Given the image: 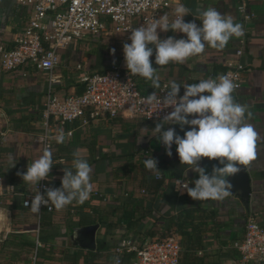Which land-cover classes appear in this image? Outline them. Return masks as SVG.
Here are the masks:
<instances>
[{
    "label": "crops",
    "instance_id": "crops-1",
    "mask_svg": "<svg viewBox=\"0 0 264 264\" xmlns=\"http://www.w3.org/2000/svg\"><path fill=\"white\" fill-rule=\"evenodd\" d=\"M181 3L191 10V15L184 17L185 22L195 20L201 25L202 22L194 17L198 16V9L214 7L222 14H232L235 22L241 23L234 0H172L170 8L166 11L170 19L174 18V8ZM246 3L254 18L247 24L243 36L232 37L222 49L206 46L203 53L187 59L182 64L173 62L158 66L155 64L154 51L150 60L153 67L158 69L161 84L159 89H154L151 81L136 76L141 93H158L164 85H170L174 81L181 86V94L185 91V84L198 83L200 79L206 78L216 79L221 75L220 69L223 66L229 67L236 62L244 66L242 87L233 93V96L236 102L248 106L251 116H246V122L251 123L258 133L257 159L246 166L250 177L248 210H244L239 200L229 195L223 200L195 201L191 198L201 208L212 209L217 213L216 222L220 236L215 238L212 236L213 232L208 231V253L225 252L227 246L223 243H233L241 239L244 234V221L249 214L254 215L259 224L264 226V0H246ZM31 15L29 6H21L15 0H0V45L11 48ZM158 32L161 39L171 36L177 39L187 38L185 34L172 30ZM242 38L243 53L238 58L235 54L236 42L239 45ZM88 40L91 41L89 37ZM89 41V45L97 47L89 53H86L88 48L83 40L74 41L60 53L61 65L58 75L61 83L55 87L58 94H73V85L81 83L82 72L75 70L76 65L80 64L86 72L94 73L105 70L109 64L115 62L106 60L98 48L99 45L90 44ZM22 73L27 75L24 77ZM46 86L45 76L33 67L25 65L15 71L0 70V177L3 180L0 188V264H32L33 258L35 261L38 258L39 264H108L113 255H117L113 252L114 248L123 241L130 242L129 239L119 237V230L107 232V249L95 260H90L84 253L87 250L74 248L68 241V235L74 227L98 224L94 221L100 218L106 219L108 223L115 221L114 218H109V209L116 208L113 203L118 199L117 184L111 179L102 155L107 153L110 157L146 149L158 162L165 160L173 166H180V160L166 154L165 146L158 141V134L152 131L154 127H145L144 123L138 122L137 119L119 117L118 121L123 122L117 125L107 118L90 120L86 116L78 119L71 126L73 136L52 141L53 166L71 167L73 153L79 149L81 157L87 160L92 169L91 192L98 191L110 198H116L109 202L102 201L99 205L88 202L92 207L88 205L80 211L74 209L71 204L62 210L54 208L53 212L44 213L38 218L30 209L22 206L24 198L33 194L36 185L24 183L17 172L26 171L29 163L40 157L41 145L38 143V137L41 133V109ZM53 130L52 134L55 133ZM172 151L178 154L177 146L172 147ZM183 177L181 181L190 187L195 186L192 182L199 178L198 173L191 169H187ZM51 181L61 182V179L54 178ZM179 183L180 181H176L172 189L167 187L165 191L148 193L147 198L140 193L138 174L133 180L126 181L123 187L131 195L128 202L135 211H140L148 205L150 198L153 204L158 205V215L168 219L182 208L181 196L187 193L186 190L178 191ZM119 198L120 201L126 199L122 195ZM67 213L69 216H66ZM51 218L63 221L64 224L42 226L43 232L40 233V222ZM143 223L148 224L146 221ZM165 226L163 222L156 224L152 229L159 233L163 232ZM104 230V226L99 224L96 244L99 234ZM39 237L43 238L39 240ZM31 241L35 243L32 249L25 246ZM52 249L56 251L53 252ZM116 260L117 257L114 264ZM220 264L239 263L228 258Z\"/></svg>",
    "mask_w": 264,
    "mask_h": 264
},
{
    "label": "built area",
    "instance_id": "built-area-1",
    "mask_svg": "<svg viewBox=\"0 0 264 264\" xmlns=\"http://www.w3.org/2000/svg\"><path fill=\"white\" fill-rule=\"evenodd\" d=\"M21 6H29L32 15L28 23L21 29L13 46L7 48L0 45V70L15 71L25 65L33 67L46 78V90L41 109V133L38 143L41 145L40 156L45 148L51 151L52 141L63 137H71L72 123L85 118L97 120L119 117L135 118L146 122H157L171 112V107L149 108L143 101L146 95L137 87L134 77L126 68L124 53L119 61L107 66L103 73L86 72L82 65L75 70L82 72L80 82L85 90L81 95L63 96L55 87L61 83L58 68L61 65L60 53L77 40H84L93 35L117 36L123 43H131V29L150 23L153 18L159 19L170 8L172 0H15ZM244 29L254 18L248 10L246 0H234ZM244 39L239 41L236 56L243 53ZM244 66L234 63L224 75L233 74L234 82L242 87ZM22 73V76H26ZM168 91L165 85L157 93L163 98ZM235 91V92H236ZM234 92V93H235ZM184 93L179 94L182 97ZM207 95V93H205ZM193 118V117H190ZM55 127L53 130L52 128ZM55 131V133L52 134ZM149 150H142L134 157V162H143L152 158ZM154 158V157H153ZM155 159V158H154ZM158 169L160 164H157ZM156 179L161 178L159 171L148 170ZM186 183V182H185ZM3 180L0 177V188ZM46 188H52L50 179L36 184L33 194L26 196L22 202L29 204L38 190L45 194ZM179 192L186 190L177 185ZM142 194L144 192L142 191ZM127 198V191L122 193ZM98 197L104 202L115 200L98 191L91 192L90 198ZM89 198V199H90ZM54 207H41L35 214L38 218L44 213H51ZM233 249L239 254V264H264V226L260 225L254 215H247L244 221V234L241 241H235ZM117 255L123 252L132 253L129 264H179L181 245L176 235L163 239H151L142 246L135 247L129 241L121 242L113 250ZM121 264V260L119 259ZM35 264V258L32 259Z\"/></svg>",
    "mask_w": 264,
    "mask_h": 264
},
{
    "label": "clouds",
    "instance_id": "clouds-1",
    "mask_svg": "<svg viewBox=\"0 0 264 264\" xmlns=\"http://www.w3.org/2000/svg\"><path fill=\"white\" fill-rule=\"evenodd\" d=\"M170 19L167 13L159 19H154L137 28L131 29L129 40L123 44L126 68L132 75L140 76L151 81L154 89H159L160 76L158 69L153 67L150 58L155 51V64L166 66L169 63H184L191 57L203 53L206 46L223 48L232 37L244 35V25L235 22L230 13L222 14L214 7L198 9L202 22L198 25L195 20L185 22L184 17L191 15V10L182 3L173 10ZM158 30L183 33L186 39L174 36L161 39ZM113 54L115 50L113 49ZM169 90L163 98L154 92L143 101L149 108L171 107L173 110L157 120L153 133L158 134V141L165 146L166 154L172 156V146H177L181 165L189 166L198 173L194 187L180 180V187L195 201L223 200L231 192L233 185L230 177L240 173L242 166H248L257 159L258 133L254 126L246 122L250 117L246 104L236 102L233 93L238 88L230 72L216 79H200L198 83L185 84L184 95L179 96L181 86L176 82L165 85ZM207 93V95H205ZM189 117H193L189 119ZM178 124L184 131V126L190 130L184 136L178 135L174 128L166 125ZM202 158L218 161L211 173L201 167ZM158 161L149 158L144 161L148 170L160 171ZM15 167V164H13ZM53 167L52 152L45 148L43 154L29 163L26 171L17 175L29 185L40 184L46 180ZM61 179L62 187L46 188L45 194L36 192L30 204L24 201V206L38 214L41 207H54L62 210L77 202L83 204L91 195V166L81 157L80 150L73 153L71 168H64ZM116 264H120L117 258Z\"/></svg>",
    "mask_w": 264,
    "mask_h": 264
},
{
    "label": "trees",
    "instance_id": "trees-1",
    "mask_svg": "<svg viewBox=\"0 0 264 264\" xmlns=\"http://www.w3.org/2000/svg\"><path fill=\"white\" fill-rule=\"evenodd\" d=\"M92 37L93 39L91 41H94V43L92 44L97 43L99 45L98 48L100 49L101 53L105 55L106 60H108L109 62H116L121 59L123 55L124 44L121 40H119L115 36H105L103 34L93 35ZM236 47H238V42H236ZM113 49L115 50L114 54L112 51ZM228 68L229 67L226 66L221 67V75L224 74L228 70ZM104 71V69H101L98 73H103ZM133 77L135 82L137 83L136 76L133 75ZM73 89V95H81L85 90V86L83 83H75L73 85ZM110 120H112V122L116 125L123 122H119L117 118ZM137 120L138 122L144 123V126L148 128H155V125L157 123L146 122L143 120L139 121V119ZM169 127L174 128L176 133L181 137L184 136L185 131L190 130V127L186 125L184 126V131H182L181 126L178 124L166 125L165 130H167ZM175 146L176 145L173 144L172 147ZM140 152L141 151L130 152L126 154H115L110 157H108L107 153L102 155V159L105 160V166L109 171L108 173L111 179L117 184L116 195L118 196V199L116 198V201H114L113 203L116 208L109 209V215H111L109 218H114L115 221L108 223L106 219L102 218L96 219L94 221L95 223H98L100 225L102 224L105 230L102 232V234H99V239L96 244V250L84 251V253L90 258V260H95L99 254L107 249V243L105 241L107 232L111 230H119V237L121 239H129L130 242L132 241L131 244H133L135 247L142 246L146 241L151 239L159 240L166 238L169 235H176L181 245L179 264H220L221 261L228 258H231L234 261L238 262L240 256L232 247L235 241L233 243H223L225 244V246H227L225 252L217 251L214 253H208V250H210V246H208L209 243H206L208 231L213 232L212 236H214L215 238L220 236L218 232L219 225L216 222L217 213L212 209L206 210L204 208H201L200 205L195 204L191 200V197L187 193L181 196V199L183 200L182 208L175 216L169 217L168 219L162 218L158 215V205H156L155 203L153 204L151 201L152 199L150 198L148 199L149 204L144 206V208L142 207L143 209L141 208L140 211H135V209L131 208L128 202L129 198H131V195L128 192V196L124 201L119 200V196L122 195L121 193L126 191L123 187L124 183L131 179L133 180L137 174L140 178V193L141 195H143V197L147 198L148 193L165 191L167 187L171 189L174 188L176 181L184 179L183 173L189 167L187 165H181V163L180 166H173L171 163H166L165 160H159V172L161 174V178L156 179L153 173L147 171L144 168L142 161H140L139 163L134 162V157ZM172 156L180 160L179 155L174 153V151H172ZM114 161L116 163H113ZM95 162L96 160H94L93 163ZM218 163V161H211L209 159L205 160V158H202L200 166L205 167L208 172L211 173L213 166L218 165ZM63 169L64 168L59 166L52 167V171L48 176L52 188L62 187L61 182L51 181V179H62L64 175ZM96 174H98L97 171ZM142 191L144 192V194H142ZM88 202H94L95 204L99 205L102 202V199L98 197H92L83 204L73 202L71 205L74 209L80 211L85 206L89 205L90 207H92V205ZM86 203L88 204L86 205ZM66 216H69V213H67ZM144 221L148 222V224L143 223ZM163 222H165L166 224L163 232L157 233L152 229V227H154L156 224H162ZM61 224H64V222L56 221L52 218L49 220H42L40 222V233L43 232L42 226H56ZM42 238L43 237H39L38 239L41 240ZM47 238H49V236H47ZM242 238L237 241H241ZM25 246L32 249L35 246V243L31 241L26 243ZM51 251L55 252L56 249H52ZM115 256L117 258L119 257L118 259L121 260V264H129L131 258L133 257V254L123 252L121 255H113L114 259L111 258L112 261L108 262V264H114V260L116 259ZM35 264H39L38 258L35 261Z\"/></svg>",
    "mask_w": 264,
    "mask_h": 264
},
{
    "label": "water",
    "instance_id": "water-1",
    "mask_svg": "<svg viewBox=\"0 0 264 264\" xmlns=\"http://www.w3.org/2000/svg\"><path fill=\"white\" fill-rule=\"evenodd\" d=\"M242 169L243 170L240 173L229 178L233 185L229 196L238 199L243 209L247 211L250 194V177L246 166H242ZM98 229L99 224L74 227L68 235V241L74 248L95 251L97 239L96 233Z\"/></svg>",
    "mask_w": 264,
    "mask_h": 264
},
{
    "label": "rangeland",
    "instance_id": "rangeland-1",
    "mask_svg": "<svg viewBox=\"0 0 264 264\" xmlns=\"http://www.w3.org/2000/svg\"><path fill=\"white\" fill-rule=\"evenodd\" d=\"M159 31V30H158ZM117 37V36H116ZM93 39V37L92 38H90V40H92ZM84 42H85V46L88 48V50L86 51V53H89L92 49H96L97 47H96V45L94 46H91V45H89L88 44V36H86V38L83 40ZM106 41H110V40H106ZM89 43L91 44V43H94V41H89ZM84 46V45H83ZM88 46H90V47H88Z\"/></svg>",
    "mask_w": 264,
    "mask_h": 264
}]
</instances>
